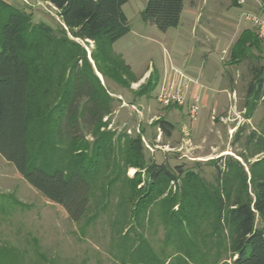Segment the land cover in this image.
Returning <instances> with one entry per match:
<instances>
[{"label":"rangeland","instance_id":"374dc122","mask_svg":"<svg viewBox=\"0 0 264 264\" xmlns=\"http://www.w3.org/2000/svg\"><path fill=\"white\" fill-rule=\"evenodd\" d=\"M8 1L18 9L29 8L23 0ZM147 1L129 0L124 6L131 31L111 46L113 53L74 39L51 7L39 5L33 11L37 15L33 22L52 26L55 38L45 49L48 64L44 68L39 67L41 63L39 68L35 65V109L48 113L65 106L62 139L78 138L82 154L77 159H95L96 164L90 173L88 212L80 223H74L61 206L28 184L14 165L0 161V264H232L231 227L219 220L220 211L212 199L218 187L215 163L231 156L245 167L248 182L252 170L256 176L263 171L264 40L244 13L261 15L264 1L246 0L242 7L234 6L233 0L208 3L210 11L217 8L210 27L215 32L224 30L226 38L208 51L220 70L205 67L214 77L200 84L208 88L211 98H217L207 106L200 104L196 121L188 115L190 89L184 107L164 108L156 101L164 77L170 73L172 81L175 69L169 68L173 59L159 43L165 33L141 18ZM209 10L201 13L202 24ZM223 19L236 23L237 29L223 28ZM245 29L254 33L245 36L246 42L237 43ZM187 53H179L180 60H174L179 69H185L180 57ZM221 57L230 69L228 75ZM125 65L130 66L135 81L147 75L156 82L141 103L140 89H128L132 82ZM203 65L197 57L189 69L198 74L205 71ZM186 83L182 79L181 85ZM214 100L219 107H214ZM171 112L177 116L173 120ZM154 115L173 125L171 135L160 129L159 121L151 118ZM69 118L78 121L71 124ZM136 137L141 140L140 152L130 143ZM97 139L105 144L100 155L93 151ZM72 156L67 150L62 158L67 161ZM155 164L165 165L171 173L181 166L183 172L177 182L153 185L147 168ZM237 194L233 191L232 197ZM180 203L185 204L187 217ZM256 226H264L258 215Z\"/></svg>","mask_w":264,"mask_h":264},{"label":"trees","instance_id":"16d2710c","mask_svg":"<svg viewBox=\"0 0 264 264\" xmlns=\"http://www.w3.org/2000/svg\"><path fill=\"white\" fill-rule=\"evenodd\" d=\"M128 2L50 0L63 27L74 39L93 42L107 53H113L111 46L131 31L124 12ZM184 4L185 0H148L141 18L145 23L167 32L180 25ZM233 5L240 6L238 0H233ZM53 31V27L44 22L34 23L32 15L25 10L0 0V155L15 166L28 184L46 199L61 206L72 222L80 223L90 206V173L96 164L95 159L78 160V155L82 154L78 138L66 142L62 139L65 106L40 113V108L35 109L33 103L35 65L44 68L48 64L45 49L55 42ZM247 35L252 34L244 32L237 43ZM39 63L41 66L38 67ZM125 70L131 82H137L130 66L125 65ZM152 77L142 91L149 93L155 87ZM95 78L100 83L96 74ZM126 78L120 83H124ZM249 92H253L252 85ZM69 121L75 124L78 120L69 118ZM158 121L160 129L171 135L173 125L165 120ZM130 139L136 151L140 152L141 140L137 137ZM94 146L93 151L100 155L105 144L97 139ZM67 150L74 156L65 161L62 155ZM219 161L215 163L218 187L216 197L212 199L219 208V220L231 227L232 264H264V226H256L257 215L264 223V160L261 163L262 173L256 176L252 170L250 182L241 162L231 156H222ZM182 172L181 166H177L174 173L165 165L155 164L147 168L153 185L163 181L177 182ZM236 183L238 187L235 188ZM233 191L238 192L235 198L232 197ZM178 205L182 215L187 217L185 204Z\"/></svg>","mask_w":264,"mask_h":264},{"label":"crops","instance_id":"0c3cea01","mask_svg":"<svg viewBox=\"0 0 264 264\" xmlns=\"http://www.w3.org/2000/svg\"><path fill=\"white\" fill-rule=\"evenodd\" d=\"M3 1L14 7V5H12L10 3V1H8V0H3ZM210 2H211V0H207L206 2H203V3H199L196 0H193V1H189V0L186 1L185 0L184 11L182 13L180 25L177 28H171L167 32H164L165 37L159 39L160 40L159 43H160L161 47H163V50L168 54L169 57H172V59H173V62L169 63V65H170L169 68L171 70L175 69V78L173 77L172 81H170L171 74L169 73L167 78L164 77L163 86H165L169 82H177V83L181 84L182 79L185 78L188 80V83H186L185 85L187 86V90L190 89V91H189L190 97L191 96H192V98L198 97L200 99L201 103L203 104V106H207L208 104L211 103L212 99L217 98L216 95L212 96V98H211L208 94V91H209L208 88L207 87L202 88V85L200 84L201 81H203L205 79H206V81H209L214 77V73L212 72V70L206 71L205 67H207V68L213 67L216 72L218 70H220V64L216 61L215 58H212L211 53L208 51L214 50V48H216L220 44L221 40H224L226 38V35L223 34L224 30L219 28L218 32H215L210 27V23H213L212 13L215 12V10L217 9V8H215V10L210 11L209 10L210 6L208 5V3L210 4ZM26 5H29L28 6L29 8H26V9L25 8H19V9H23L27 13L33 15L32 16L33 18H34V16H37L33 13V11L37 9L36 7L39 8V5H47L48 7H51L53 10L56 11V9L51 5L50 0H34L33 2H30L27 0ZM30 7L33 8V10H31ZM239 7H242V6L240 5ZM205 9H208L209 10L208 13H210V14L207 17L206 22L202 24L201 23V18H202L201 13ZM38 16H41L42 18H46L44 15H41V14H39ZM210 20L212 22H210ZM222 21H224V22H222L223 28L224 27H226V28L230 27L234 31L238 27L236 25V23L230 22L229 20L225 21V19H223ZM246 31L250 32V33H254L253 30L245 29L240 34V37ZM208 48H210V49H208ZM185 50L188 51L186 56L184 55V57H180V58H182V61L185 64V69H179L177 67L178 65H176V63H174V60L175 59L180 60L178 55H179V53H184ZM175 55H177V56H175ZM223 55H226V54H224V51H223ZM197 57H200L203 60V64H204L203 68L205 69L206 72L203 71V72H200L197 74V73H195L196 70L194 71V70L189 69L192 67L193 63L196 62ZM221 61L222 62L224 61V57H221ZM223 66H224L223 69L225 71V75H228V73H230V69L228 68V66L225 63L223 64ZM148 80H149V78H147V75H145L144 77L139 78L137 82L132 83L130 87H128L129 90H133L134 92H136L137 90L140 89V92H139L140 103L146 97H148L149 93L147 91L141 90L142 87L147 83ZM159 82H160V80L157 81V83H159ZM190 83H191V85H190ZM132 85H135L136 88H133ZM201 89H203V91ZM224 90H226V89H222L221 92H224ZM228 90H230V88H228ZM230 92L231 93H230L229 97L232 95V90H230ZM140 105H142V104H140ZM213 105L215 108L219 107V105H220L219 101L214 100ZM142 107H143V112H144L143 114H146L147 113L146 107L144 105H142ZM225 108L226 107H224V110H225ZM175 117H177L176 114L174 112H171V119L173 120V119H175ZM151 118L152 119L155 118V120L157 121L160 119V116L154 115V116H151ZM0 161H5L9 166L11 164V163L7 162L1 155H0Z\"/></svg>","mask_w":264,"mask_h":264},{"label":"built area","instance_id":"2783aa9c","mask_svg":"<svg viewBox=\"0 0 264 264\" xmlns=\"http://www.w3.org/2000/svg\"><path fill=\"white\" fill-rule=\"evenodd\" d=\"M27 3V0H23ZM263 2L264 0H259ZM239 5H245L246 0H238ZM244 17L247 21L252 23L255 34L260 40H264V6H262L261 15L256 13H244ZM187 86L181 85L177 82H169L163 86L162 91L156 96L157 103L164 107L179 106L184 107L187 98ZM189 103V118L191 121H196L200 111L201 101L198 97H194L191 100L188 99Z\"/></svg>","mask_w":264,"mask_h":264}]
</instances>
